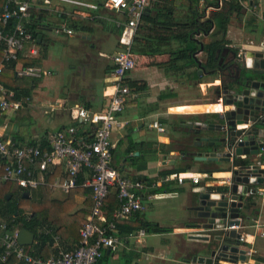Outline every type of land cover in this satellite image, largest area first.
<instances>
[{"label": "crops", "instance_id": "1", "mask_svg": "<svg viewBox=\"0 0 264 264\" xmlns=\"http://www.w3.org/2000/svg\"><path fill=\"white\" fill-rule=\"evenodd\" d=\"M73 1L96 5L98 8H89L71 2H53L42 8L49 11V16L45 18V26L41 30L42 38L39 39V42L45 39L49 49L45 59L36 66L43 68L49 74L33 84L31 94L24 96L29 101L23 104L20 109H9L0 113V136L5 140H15L22 144L33 145L39 143L43 148H49L48 141L52 133L64 131V129L73 126L77 129L76 138L84 140L80 134L78 136V131L83 129L82 121L73 118L72 109L84 107L89 111L101 112L108 106L117 86L111 72L108 74V66L114 65V55L124 51L119 47L120 44L142 49H158V46L155 45L135 42L136 32L133 34V31L127 27L128 19H124L125 13L106 9L104 7L106 0ZM153 1L149 0L146 10H149V7L153 5ZM250 1L253 3V0ZM256 1L259 11L254 10L252 12L246 3L248 9L245 11L246 16L239 19L235 15L228 27L226 38L230 44L227 47L235 51L237 49L242 54L247 51L264 53V18L262 17L264 0ZM212 2L213 0H200L198 2L197 9L203 10L200 13H204V18L210 17L215 10ZM41 4H43V0H34L35 7L41 6ZM190 7L187 0H178L174 6L176 17L185 19ZM38 10L41 9H36L33 12L36 13ZM62 12L67 15L68 19L70 17L78 18L83 20L85 24L94 25V32L92 34L77 32L76 35L70 37L58 34L56 29L65 23L59 17ZM252 13L258 15L256 32L250 31L246 24V17ZM101 19L103 21L108 20L107 22L112 24L111 28L107 29L100 23H95V20ZM234 22L236 23L234 24ZM123 24L125 28L122 35L119 36L115 32V27ZM209 40L208 36L203 39L204 42ZM2 45L0 44V47ZM177 45L174 44L173 47ZM199 52L197 57L204 61L203 51ZM40 55L41 48L34 41L23 48L25 58H36ZM134 56L136 67L133 70L141 67L145 69L147 74L144 77H135L132 76V70L126 77V83L128 85V80L135 84L145 82L147 83V90L141 93L131 91L134 103L129 104L121 113L117 114V118L126 124L123 128L115 129L112 134L113 149H115L112 155V165L113 167L116 165L120 169L118 171L126 177L138 179L137 176H143L149 179L148 182L141 180L146 185L141 191L145 208L138 213H140L143 221L171 228L172 231L146 233L140 241H136L135 239L132 240L130 235L143 228H135L129 233L123 226L132 221L135 215L119 221L118 227L120 223L123 224L122 231L118 228L121 241L118 249L111 254L109 261L110 264H127L128 261L131 264H199L198 261L194 260V257H202L203 254L197 251L206 246V243L199 237L209 234V232L199 226V223L204 220L199 217L197 199L199 194L205 190H222L224 185L229 182L231 163L195 160L193 152L196 150L195 143L203 137H220L224 134L209 130L202 131V129L195 132L194 128L196 127L194 125L208 126L220 123L218 114L224 111V107L222 100L214 94L220 85L221 78L219 74L209 76L204 73L199 75V80H191L185 70L176 72L172 68L167 69L165 65H169L170 54L144 53L138 50ZM158 63L164 65L158 66ZM24 65H26L24 62H20L16 68ZM20 78V82L28 86L29 78L27 76H20ZM0 87L5 88L2 82H0ZM162 93H171V96L161 100ZM213 95L216 98L212 97ZM173 101L177 104H172ZM168 102L172 103L165 104ZM163 104H165L164 107ZM217 105H221L222 109H219ZM129 106H134L131 111H128ZM141 106L146 108L145 111H141ZM226 109L230 108L226 106ZM192 117L198 118L196 121H191ZM156 119L166 126L167 131L165 133L160 134L149 128L150 122ZM129 139L134 142L153 143L151 148L155 151L152 150L153 154L147 156L149 158L150 155H154L156 158H149L147 167L143 171H138L135 168L139 164L135 167L131 166L130 161L125 158V156L140 155L138 151V155L135 151L131 154L127 152L130 147ZM211 150L212 148H210ZM257 160L259 162V157ZM125 162L126 164H123ZM262 167H264V162H262ZM177 168H187L186 172L192 171L201 174L200 184L194 185L189 181L179 184L175 180H165L166 177L161 176L162 171ZM201 169L216 172L205 175L207 173L199 172ZM47 175L54 176V179L51 182L48 181ZM47 175L45 181L37 188H22L25 207L35 212L41 211L45 207L58 208L70 197V214L75 216L74 219L84 223L92 207V203L87 202V194L76 190L72 192L73 189L64 192L61 189L51 187L56 179L63 176L61 165L56 166L55 170ZM83 175L85 180L81 182V187H85L84 182L90 179L88 171H85ZM43 185H46L53 193L44 195L43 200H40L41 194L38 189ZM79 186L78 183L76 188ZM253 187L261 188L264 186L257 184ZM26 192H29V195L24 197ZM114 193L116 190L111 189L109 195ZM5 197L10 200L12 194L6 193ZM103 212L108 217V208L104 207ZM245 216L249 218L248 227L244 230L248 240L247 247L253 250L254 257L264 259V236L261 234L264 226L259 230L250 227L253 219H259L264 225V196L257 197L253 206L249 203L248 209L245 210ZM3 223L6 222L0 218V233ZM57 228L55 243L49 248L47 256L44 253L45 258L57 254L61 249L73 250L79 244V240L72 236L66 226H57ZM15 230H18L19 233L21 231L20 229ZM34 243H36V236ZM33 244L25 246V248L31 252L30 247ZM115 259L118 260L117 263L113 262ZM12 260L14 261L11 263ZM250 263L264 264L254 258L251 259ZM4 264L23 263L12 256Z\"/></svg>", "mask_w": 264, "mask_h": 264}, {"label": "built area", "instance_id": "2", "mask_svg": "<svg viewBox=\"0 0 264 264\" xmlns=\"http://www.w3.org/2000/svg\"><path fill=\"white\" fill-rule=\"evenodd\" d=\"M219 7L223 0H216ZM53 2L75 3L89 8L97 9L98 6L76 2L73 0H43L41 6L35 7L34 0H5L0 9V44H3L4 60L0 65V73L5 63L17 61L20 51L24 48V42H33V36L26 30V24L36 9H42ZM149 0H106L104 7L110 10L124 11L128 16L127 27L133 34L140 25ZM246 5V4H245ZM12 26H10L9 24ZM9 28L11 30H9ZM58 34L68 37L76 35L77 31L62 23L57 29ZM245 53L239 52L240 58ZM114 70L111 73L116 82V90L108 106L101 112L89 111L84 107L72 109L73 118L86 123L98 126L93 139L89 142L76 138L77 129L69 127L52 133L49 137V148H43L41 144H22L15 140H5L0 136V179L5 182H14L24 189H35L45 181V176L54 171L56 166L61 165L63 176L56 179L51 187L61 189L64 192L78 186V178L81 172L87 170L90 179L84 182L85 187L92 189L93 205L87 215L86 223L82 227L81 240L73 250H59L57 254L48 258L33 255L25 246L18 241L19 231L10 229L7 223L1 225L0 233V264H4L15 256L23 264H94L102 255V251L108 249L116 251L121 238L118 235V223L144 210L143 196L141 191L146 187L139 179H132L122 175L112 165L114 144L112 134L115 129L125 126V122L117 118L127 103L128 97L132 96L131 90L126 83V77L136 67L134 54L130 49L117 53L113 57ZM49 72L39 66H20L17 75L41 78ZM29 101L28 98H16L13 90L0 87V113L9 109L18 110L23 104ZM246 129L249 126H239ZM149 128L163 134L167 131L166 126L158 119L149 124ZM241 141V138H239ZM264 168V167H262ZM208 175V174H205ZM264 177V174L261 175ZM201 174L187 171L180 174H173L165 180H175L179 184L186 181L194 185L201 182ZM227 184V183H226ZM264 186V185H263ZM116 190L119 206L113 211L112 217L104 214L106 199L111 191ZM264 196V187L250 188L247 194V203L254 198ZM264 225L259 219H253L250 227L257 230ZM247 221L239 226H227L226 231L236 230L239 237L240 250H244L246 260H239L237 263L226 264H251L255 253L248 249L245 229ZM145 229L132 233L130 238L136 241L146 234ZM264 236V230L261 233Z\"/></svg>", "mask_w": 264, "mask_h": 264}, {"label": "trees", "instance_id": "3", "mask_svg": "<svg viewBox=\"0 0 264 264\" xmlns=\"http://www.w3.org/2000/svg\"><path fill=\"white\" fill-rule=\"evenodd\" d=\"M178 0H154L153 5L149 7V10H146L142 16L139 27L136 30L134 41L149 45L158 46L157 50L153 49H142L135 46H128L120 44L121 50L130 49L132 54H136L138 50L144 53H154L161 54L166 53L170 54L169 65H165L167 69L172 68L176 72L185 70L188 77L191 80H199L198 71L200 68L205 70V73L209 76H214L218 73L219 61L221 52L230 42L227 40L228 27L231 24L232 18L236 15L237 18L241 19L246 16V3L249 7L254 10L259 11L258 2L253 0L251 3L250 0H223V5L219 7V3L216 0H213L211 3L215 10L208 18H204V13H200L197 9L198 2L200 0H187L190 4V11L187 13L185 19H179L175 15V4ZM5 0H0V9L3 7ZM103 6V5H101ZM100 6V7H101ZM248 10V9H247ZM122 13H125L124 11ZM125 13L124 19H128ZM49 16V11L44 9L38 10L36 13H32L30 16V21L26 24V30L30 32L33 36V41L40 46L41 55L36 58H25L23 56V50L20 51L19 59L17 61H11L5 63V68L0 73V82H2L6 89L13 90L16 93V98H24V96H29L31 94V89L33 84H36L37 80L40 78L29 77L28 86L22 84L20 76L17 75V64L24 62V66H36L40 65L41 62L45 59L46 53L49 49V45L46 40L43 39L39 42V35L43 29L45 18ZM60 19L71 28L77 32H82V34H92L95 30L94 25L85 24L83 20L78 18H67L65 13H60ZM127 17V18H126ZM262 17L264 18V11L262 12ZM108 21V20H107ZM101 20H95V23H100L105 28H111L112 24L110 22ZM123 23L125 21H122ZM258 23V15L252 13L246 17V24L250 31L256 32ZM13 22L9 25L12 26ZM125 28V25L115 27V32L117 35L121 36ZM9 30H11L9 28ZM208 36L209 41L204 42L203 39ZM30 41L24 42V46L29 44ZM174 44H178L176 47H173ZM203 46V53L205 55V60L201 61L197 57V53L201 50ZM3 45L0 47V63L4 59ZM235 49V48H234ZM219 50L221 52H219ZM237 51V49H236ZM158 66L164 65L163 63H158ZM199 69H198V68ZM115 66H108V74L113 72ZM43 78V77H41ZM128 86L131 91L134 93H141L147 90V83L135 84L134 82L128 80ZM132 93V92H131ZM171 93H162L160 96L161 100H165L170 97ZM119 114V113H118ZM198 117H192L191 121H196ZM196 123V122H195ZM83 126L82 130L78 131L79 134L83 137L84 141L89 142L93 139L94 134L96 133L98 126L92 123L81 122ZM80 125V124H79ZM194 131L198 132V126L194 125ZM201 128V127H200ZM66 130V129H64ZM79 140V139H78ZM35 142V141H33ZM47 142V141H46ZM122 143V142H121ZM130 147L127 152L131 154L132 152H140L139 156H125L127 161H130L131 166L135 167L138 171H143L147 167V162L149 158L155 159L153 150L151 146L153 143L150 142H134L129 139ZM153 150V152H152ZM115 152V149L112 150ZM126 161V162H127ZM123 163V164H126ZM0 164L2 165L1 159ZM117 170H120L116 165L114 166ZM187 168H177L169 171H162L161 176L167 177L172 174H180L186 172ZM61 170V169H59ZM87 171V170H85ZM79 175L78 183L80 186L75 188L73 191H78L80 193L85 192L87 194V202L92 203V189L90 187H81V182L85 180L83 173ZM201 173H210L216 172L214 170L201 169ZM55 173V172H54ZM139 180L148 182L147 177L137 176ZM54 176L47 175V180L52 181ZM47 181V182H48ZM0 218H2L10 229H28L33 232L36 236V243L30 247L31 253L33 255H39L45 258L49 252V248L55 243L54 238L57 235V226H66L71 232L72 236L77 240H81L80 231L85 225V222H79L74 219V215L70 214V197L67 198L65 202L62 203L60 207H45L41 211L35 212L30 210L28 207H25L26 203L23 199V189L17 186L13 182H3L0 179ZM41 194V199L43 200L44 195L49 194L51 191L46 185L41 186L39 189ZM6 193H11L12 198L7 200L5 197ZM70 194V193H68ZM112 195V196H111ZM108 195L105 207L108 208V219L112 217L113 211L119 206V201L117 194ZM111 196V197H110ZM256 198L250 201V205L253 206ZM25 203V204H24ZM76 215V214H75ZM134 219L127 224H119L120 230L124 226L125 230L129 233L135 230V228L142 227L146 230L147 233H164L172 231L171 228L162 227L154 223L143 221L140 217V213L134 214ZM73 217V219H71ZM123 225V226H122ZM128 233V234H129ZM80 238V239H79ZM110 252V253H109ZM114 251L105 249L102 251V255L96 260L94 264H110V257ZM45 253V255H44ZM258 262L264 263V259L260 257H254ZM14 260L10 261L11 263ZM127 264H131L130 261Z\"/></svg>", "mask_w": 264, "mask_h": 264}, {"label": "water", "instance_id": "4", "mask_svg": "<svg viewBox=\"0 0 264 264\" xmlns=\"http://www.w3.org/2000/svg\"><path fill=\"white\" fill-rule=\"evenodd\" d=\"M202 51L203 46L199 53ZM222 53L219 65L232 70L236 78L225 85L219 76L221 84L215 95L222 100L224 107V111L218 114L220 123L196 125L198 131L209 130L224 136L201 138L195 143L196 150L193 152L196 161L231 163L230 176L221 191L205 190L197 199L199 217L204 220L199 226L209 232L199 237L206 243L205 247L197 251L203 254L202 257H194L199 264L246 260L245 251L239 249L240 244L236 240L239 237L237 231L225 229L249 220L245 216V210L249 207L247 194L253 185H264V177L261 176L264 174V53L247 51L240 58L238 51L228 47ZM255 60L260 63H255ZM198 73L202 75L205 70L200 68ZM226 106L230 109H226ZM244 125L249 127H239ZM28 195L29 192H26L24 197ZM34 240V233L21 229L18 236L21 245L30 246Z\"/></svg>", "mask_w": 264, "mask_h": 264}, {"label": "rangeland", "instance_id": "5", "mask_svg": "<svg viewBox=\"0 0 264 264\" xmlns=\"http://www.w3.org/2000/svg\"><path fill=\"white\" fill-rule=\"evenodd\" d=\"M203 10L200 8L199 9V12H202ZM211 13V12H210ZM210 13H209V15H210ZM236 22H234V24H235ZM239 49V48H238ZM132 76H135V77H144V75H146L147 73H146V71H145V69H143V68H141V67H139V68H137V69H135V70H133L132 72ZM215 95V94H214ZM214 95L212 96V97H214ZM214 98H216V96L214 97ZM208 99H210V100H212L211 98H208ZM205 100H207V99H205ZM209 100V101H210ZM215 100V99H214ZM131 103H134V100H133V98H132V96H130V97H128V99H127V103H126V106H128L129 104H131ZM170 103H172V102H168V103H165V104H170ZM176 102L175 101H173V103L172 104H175ZM165 104H163V107H164V105ZM177 104V103H176ZM170 106H174V105H170ZM134 106H132V107H130L129 106V108H128V111H131L132 110V108H133ZM145 107H142L141 106V111H145ZM172 111H176V110H172ZM140 123V122H139ZM52 193H53V191H51ZM156 239V238H155ZM118 259V258H117ZM117 259H115L113 262H116L117 263Z\"/></svg>", "mask_w": 264, "mask_h": 264}, {"label": "flooded vegetation", "instance_id": "6", "mask_svg": "<svg viewBox=\"0 0 264 264\" xmlns=\"http://www.w3.org/2000/svg\"><path fill=\"white\" fill-rule=\"evenodd\" d=\"M223 52V51H222ZM221 52V56L220 57H222L223 55V53ZM231 56V55H230ZM229 56V57H230ZM232 57V56H231ZM229 60V59H228ZM228 63H230V61H228ZM219 64V63H218ZM219 70H218V73L217 74H219V76H221L222 77V80H223V82H224V84L226 85L228 82H232V80H235V78H236V74L235 73H233L232 72V70H227L226 68H224L223 66H219V68H218ZM220 84H221V82H220ZM220 86V85H219ZM218 86V87H219ZM217 87V88H218Z\"/></svg>", "mask_w": 264, "mask_h": 264}, {"label": "bare ground", "instance_id": "7", "mask_svg": "<svg viewBox=\"0 0 264 264\" xmlns=\"http://www.w3.org/2000/svg\"><path fill=\"white\" fill-rule=\"evenodd\" d=\"M255 63H260V62H258V60H255ZM217 106H218L219 109H220V108L222 109V106H221V105H217ZM208 109L211 110L212 108H208Z\"/></svg>", "mask_w": 264, "mask_h": 264}, {"label": "clouds", "instance_id": "8", "mask_svg": "<svg viewBox=\"0 0 264 264\" xmlns=\"http://www.w3.org/2000/svg\"><path fill=\"white\" fill-rule=\"evenodd\" d=\"M208 174V173H207Z\"/></svg>", "mask_w": 264, "mask_h": 264}]
</instances>
